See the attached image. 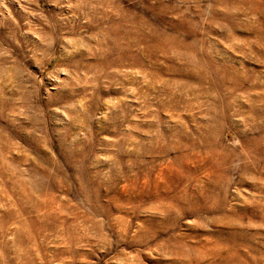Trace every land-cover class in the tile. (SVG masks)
<instances>
[{
  "label": "rangeland",
  "instance_id": "374dc122",
  "mask_svg": "<svg viewBox=\"0 0 264 264\" xmlns=\"http://www.w3.org/2000/svg\"><path fill=\"white\" fill-rule=\"evenodd\" d=\"M0 264H264V0H0Z\"/></svg>",
  "mask_w": 264,
  "mask_h": 264
}]
</instances>
